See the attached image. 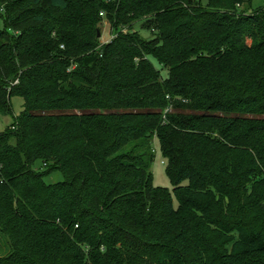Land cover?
<instances>
[{"label": "trees", "instance_id": "16d2710c", "mask_svg": "<svg viewBox=\"0 0 264 264\" xmlns=\"http://www.w3.org/2000/svg\"><path fill=\"white\" fill-rule=\"evenodd\" d=\"M250 3L0 0V114L24 101L0 134V264H264V7ZM154 139L176 207L153 186Z\"/></svg>", "mask_w": 264, "mask_h": 264}, {"label": "rangeland", "instance_id": "374dc122", "mask_svg": "<svg viewBox=\"0 0 264 264\" xmlns=\"http://www.w3.org/2000/svg\"><path fill=\"white\" fill-rule=\"evenodd\" d=\"M249 1L251 3H250V10H248V12L264 7V0H249ZM143 23H144L143 21H140L134 24V30L137 31L143 39L149 40L153 38V33L144 30L142 28ZM4 29H5L4 16L3 13L0 12V30H4ZM6 30L8 33L10 34L12 33L8 28H6ZM100 34H101L100 44H105L112 39V35L108 23L103 22V24L100 27ZM152 63L156 69L160 70V66L157 64L156 61L152 60ZM23 106H24V101L21 97L14 96L10 99V113L8 115L0 114V134L5 132L6 129L8 130V128L17 121V119L20 117L23 111ZM152 147L154 150V160L151 166V172L153 176V186L157 188L166 189L167 191L172 193V183L166 174L167 162L165 161V159L161 154L158 139H154ZM62 181H63V177L61 173L58 171L52 172L51 174H49L44 178V183L46 185H54ZM172 201L174 206L176 207L177 201L173 193H172ZM7 252H8L7 240L3 236H0V257L6 255Z\"/></svg>", "mask_w": 264, "mask_h": 264}, {"label": "water", "instance_id": "95a60500", "mask_svg": "<svg viewBox=\"0 0 264 264\" xmlns=\"http://www.w3.org/2000/svg\"><path fill=\"white\" fill-rule=\"evenodd\" d=\"M97 36H98V38L100 37V33L99 32H98Z\"/></svg>", "mask_w": 264, "mask_h": 264}]
</instances>
